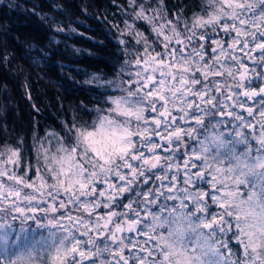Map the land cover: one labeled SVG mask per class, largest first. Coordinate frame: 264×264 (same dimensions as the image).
I'll return each mask as SVG.
<instances>
[{
    "label": "snow or ice",
    "instance_id": "obj_1",
    "mask_svg": "<svg viewBox=\"0 0 264 264\" xmlns=\"http://www.w3.org/2000/svg\"><path fill=\"white\" fill-rule=\"evenodd\" d=\"M158 5L90 122L0 148V264H264V0Z\"/></svg>",
    "mask_w": 264,
    "mask_h": 264
},
{
    "label": "trees",
    "instance_id": "obj_2",
    "mask_svg": "<svg viewBox=\"0 0 264 264\" xmlns=\"http://www.w3.org/2000/svg\"><path fill=\"white\" fill-rule=\"evenodd\" d=\"M141 3L146 8L159 6L158 0L135 4L132 0H0V148H19L27 169L36 164L38 139L46 140L74 118L92 120L95 114L82 105L91 110L100 106L102 97L95 83L85 81L93 74L116 79L125 60L135 58L132 49L125 56L121 51L125 45L119 44V40L135 44L127 25L150 41L155 38L146 21L135 19L134 10ZM201 3L164 0V8L167 18L175 21L179 9L191 17ZM53 25H62L65 31L58 33ZM136 48L142 51L139 45ZM124 71L135 69L129 66Z\"/></svg>",
    "mask_w": 264,
    "mask_h": 264
},
{
    "label": "rangeland",
    "instance_id": "obj_3",
    "mask_svg": "<svg viewBox=\"0 0 264 264\" xmlns=\"http://www.w3.org/2000/svg\"><path fill=\"white\" fill-rule=\"evenodd\" d=\"M249 64H251V62L249 61Z\"/></svg>",
    "mask_w": 264,
    "mask_h": 264
}]
</instances>
